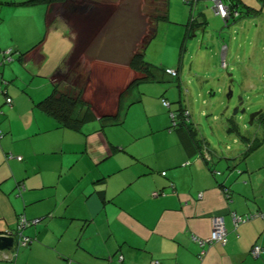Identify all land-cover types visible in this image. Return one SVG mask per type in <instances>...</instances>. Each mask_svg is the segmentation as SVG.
Returning a JSON list of instances; mask_svg holds the SVG:
<instances>
[{
  "label": "crops",
  "instance_id": "0c3cea01",
  "mask_svg": "<svg viewBox=\"0 0 264 264\" xmlns=\"http://www.w3.org/2000/svg\"><path fill=\"white\" fill-rule=\"evenodd\" d=\"M30 1L0 0V91L6 92L0 95V234L15 231L22 217L38 222L23 230L32 243L16 249L14 236L12 249L4 251L16 252L15 257L0 264H264L261 126L241 138L228 121L225 137L213 143L201 137L190 118L202 108L193 105L191 93L182 98L180 60L176 76L162 73L174 85L164 87L144 109L148 126L168 129V134L156 138L127 130L128 97L145 80L129 67V60L150 41L142 35L130 54L127 45L103 37L111 16L97 27L90 20L67 21V10L93 12L99 4L95 0ZM163 1L168 19L170 0ZM232 1L238 18L224 22L214 8L213 14L202 5L201 23L191 26L217 34L213 45L222 66L228 58L224 37L234 41V33L252 31L255 43L249 45L254 50L264 42V1ZM34 7L44 8L36 16ZM206 14L215 21L219 17L224 27L212 25ZM32 17L41 28H27ZM158 22H152L154 31ZM230 46L234 51L233 42ZM248 61L243 73L255 80L256 69ZM198 68L207 70L205 63ZM54 88L75 90L93 120L75 131L45 114L38 103ZM163 94L172 100L169 108L161 104L168 101ZM184 111L189 112L188 126L182 124ZM170 113L177 127H171ZM257 142L246 156L245 146ZM7 154L22 160H6ZM256 213L263 218L234 227L232 214ZM215 216L223 218L227 242L201 248L196 240L210 237ZM255 245L262 248L258 258L250 254Z\"/></svg>",
  "mask_w": 264,
  "mask_h": 264
},
{
  "label": "rangeland",
  "instance_id": "374dc122",
  "mask_svg": "<svg viewBox=\"0 0 264 264\" xmlns=\"http://www.w3.org/2000/svg\"><path fill=\"white\" fill-rule=\"evenodd\" d=\"M95 1L99 4L94 6L95 10L93 12H71L70 9L67 10L64 14L67 21L78 23L80 19L90 20L91 25L97 27L103 23L105 18L111 16L106 23L111 25V28L103 29L104 33L102 35L106 41L113 42V44L121 42L127 45L130 54L134 51L142 35H144L146 43L150 41L144 51V60L151 65L150 72L153 77L139 81V85L133 87V91L128 97V118L124 125L127 130L135 128L144 136H154L156 138L166 136L165 132L168 134V129L161 130L157 125L148 126L144 109L147 110L150 105L154 104V95L160 93L169 84L174 85L173 82H169L170 79L163 78L162 73L167 69L177 71L180 60V65L183 63L179 75L182 81V98L185 94L189 95L191 93L193 105L198 109L202 108L201 113L197 112L190 118L192 119L191 123L196 127L201 137L209 139L211 143L216 137H225L224 131L227 120L235 121L240 126L239 132L242 135L245 131H251L253 127L260 128L258 123L253 122L252 125H249V121L253 113L264 112V42L260 48L254 50V46L249 45V42L250 44L255 43L252 31L243 35L240 32L234 33L232 35L234 41L224 37L226 46H228V58L224 60L225 65L222 66V60L219 55H216V47L214 48L213 45L217 34L203 33L199 28L191 27L192 23L190 22L192 17V19H195L196 24L201 23L203 18L200 16L202 5H204V10L213 13L212 0H194V9L191 13L185 0H170L168 19L157 23L153 37H149L152 30L151 25H153V3L156 2L160 8L161 4L164 3L163 0H155L154 2H152L153 0ZM114 7L117 8L113 13L112 8ZM41 8L44 7H38L37 9L34 7L32 9L35 11L36 16ZM6 12L2 11V15L8 17L9 13L6 14ZM112 13L113 15H111ZM211 16L206 14L208 22V17L212 19ZM53 17H49V26L52 25ZM54 18L56 19V17ZM217 18V21L212 19L211 24L218 28L224 27L223 21L219 17ZM81 24H83V21H81ZM16 28H19L18 18L16 19ZM27 28L41 27L39 21L36 22L35 18L32 17ZM100 37L101 34L96 39L98 40ZM232 42L235 46L234 51L230 46ZM248 55L251 57L248 58ZM260 57L263 58L261 59L263 62L258 64V58ZM247 58L251 60L256 69L254 73L255 80L251 79L249 81L243 73V66L250 64ZM202 62L205 63V67L207 66V70L200 72L198 66L203 64ZM186 90H188V93L185 92ZM229 92L232 93V97L227 101ZM163 96L167 98L169 103L172 101L166 95L163 94ZM240 101L242 103L240 110L245 109V112L232 116V111ZM164 110L170 111L169 109ZM233 121L232 125H234ZM6 160L10 159L6 158Z\"/></svg>",
  "mask_w": 264,
  "mask_h": 264
},
{
  "label": "trees",
  "instance_id": "16d2710c",
  "mask_svg": "<svg viewBox=\"0 0 264 264\" xmlns=\"http://www.w3.org/2000/svg\"><path fill=\"white\" fill-rule=\"evenodd\" d=\"M65 1L66 0H31L30 2H42V3H45L47 5H50V4L63 3ZM154 1L155 0H153L152 2H154ZM263 1L264 0H259L260 3H262ZM163 2H165V1H163ZM153 5H154L153 6L154 11H153L152 22L154 23V21L158 22V21L166 20L167 19V12H166L165 3L161 4L160 8L157 6L158 4L156 2H154ZM226 6H228L231 11H234L235 8L237 7L236 4L232 0H231V3L229 5H226ZM234 19H236V18H232V20H234ZM190 22L192 23L191 26H194V24H196V21L195 20L192 21L191 18H190ZM154 32L155 31L152 28L149 37H153ZM142 50L140 52H138L137 54H134L130 58L128 65L132 70L141 72V74L143 75V77L145 79H149V78L153 77V75L150 72L151 65L144 60V52ZM1 94L5 95L6 92L0 91V95ZM38 107L45 114H47V115L53 117L55 120H57L58 123L62 127H65V128L71 129V130H75V131H79L85 123L93 120V118H94L89 107L79 100L78 96L75 93V90H72V89H70L68 91H60V90H58V88H54L52 93L48 97H46L45 99H43L41 102L38 103ZM175 121L176 120L174 119V122ZM253 122L258 123L259 126H261V128L264 131V112L263 111L260 112L257 115V117H255ZM172 123H173V120L171 119V127H177L179 125L177 123V121H176L175 125H173ZM182 124L185 126L189 125L186 122H183ZM1 136H2V134L0 132V137ZM242 137H244V136H241V138ZM258 145H259V142H257L255 144V146H253L251 144H247L245 146L246 156L248 154H250L251 152H253L258 147ZM8 156H9V154H7L5 156V158H7ZM215 173L219 174L218 172H215Z\"/></svg>",
  "mask_w": 264,
  "mask_h": 264
},
{
  "label": "built area",
  "instance_id": "2783aa9c",
  "mask_svg": "<svg viewBox=\"0 0 264 264\" xmlns=\"http://www.w3.org/2000/svg\"><path fill=\"white\" fill-rule=\"evenodd\" d=\"M213 1V8H214V13L215 15L219 16L224 22H227L228 20L232 19V18H238L239 17V13L234 10L231 11L229 9L228 6H226L225 4H223L221 2V0H212ZM194 2L192 1H187V4L190 6V13L192 12V10L194 9ZM191 20H195L192 19ZM11 51L8 50L5 52L6 56L9 58L11 56ZM166 74H169L171 76H176L177 72L173 71L171 69H167L165 70ZM5 101L7 104H11V99L10 98H5ZM161 104L165 107V108H169V102L162 99L161 100ZM183 116V122H189V112L188 111H184L182 113ZM170 118L173 120V125L176 124V121L174 122V114L170 113ZM8 159H12L15 158L17 161H21L22 158L20 157H14L13 155L9 154V156L7 157ZM162 175H165V173H162ZM228 191H224L225 193V199H227V201H229V194L227 193ZM157 195V194H155ZM256 217H263V215L261 214H254V215H249V216H237L235 214H232V221H233V225L236 228L237 226H239L240 224H244L247 223L248 221L256 218ZM38 220L29 222L27 221L25 218H20L17 224V228L15 231H11L6 229L3 233L0 234V237H4V238H9V237H14L17 236V248L16 249H20V248H25L27 246H29L32 243V240L29 237H26L23 235V230L29 226L30 224H35L37 223ZM227 233H226V229L224 226V221L223 218L220 216H215L212 218V230H211V234L210 237L207 240H196L199 244V246L202 248L204 245L206 244H213V243H220L221 245H225L227 242ZM262 252V248L259 245H255L253 246V248L250 251V254L253 258H258L260 256ZM205 254V250H202L199 254V258L203 257V255ZM16 255V252H13L12 254L6 252V251H0V260L1 261H10L11 259H13ZM119 261H122V258H119ZM68 264V263H66ZM151 264H161L158 261H153Z\"/></svg>",
  "mask_w": 264,
  "mask_h": 264
},
{
  "label": "water",
  "instance_id": "95a60500",
  "mask_svg": "<svg viewBox=\"0 0 264 264\" xmlns=\"http://www.w3.org/2000/svg\"><path fill=\"white\" fill-rule=\"evenodd\" d=\"M231 97H232V93L229 92V94L227 96V101H229L231 99ZM241 106H242V103L240 101L238 106L232 111V116H236L238 113L243 114L245 112V109L240 110ZM260 112L261 111L252 114V116L250 117L249 125L253 124L255 117H257V115ZM227 121H230V125L233 126V129L235 131L239 132L240 126L238 124H236L235 121H233V120H227ZM232 121H233L234 125H232ZM245 132H247V131H245ZM245 132H243V135ZM239 134H240V132H239ZM240 135L243 136L242 134H240ZM12 245H13V237H9V238L0 237V251H3L5 249L10 251L12 249Z\"/></svg>",
  "mask_w": 264,
  "mask_h": 264
}]
</instances>
